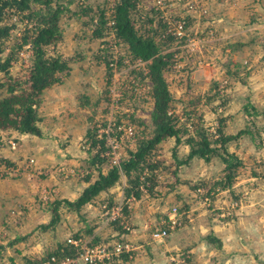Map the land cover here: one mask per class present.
I'll return each instance as SVG.
<instances>
[{
    "label": "rangeland",
    "instance_id": "rangeland-1",
    "mask_svg": "<svg viewBox=\"0 0 264 264\" xmlns=\"http://www.w3.org/2000/svg\"><path fill=\"white\" fill-rule=\"evenodd\" d=\"M84 1L93 5L102 0ZM164 1L159 6L164 15L177 13L180 19L193 18L184 32L190 33L187 43L171 48L179 51L176 63L165 73L170 91L175 97L184 94L186 99L188 93L207 91L209 82L215 80L220 98L213 103L224 101V109L220 107L216 112L210 107L208 117L214 122L217 113H221L224 131L236 133L246 126L242 110L246 101L257 110L264 108V0H190L195 5L192 9L187 7L188 0ZM152 3L156 5V0L148 6ZM71 7L77 10L75 1ZM86 18L85 15L78 19L63 18L62 39L46 48L47 55L67 58L69 69L59 73V82L42 95L38 108L42 136L11 130L0 133V157L5 162L0 164V243L5 245L0 264L35 263L48 256L57 242L66 241L83 228L84 224L67 212L61 213L54 228L49 226L51 229L42 231L37 226L50 221L47 203L57 198L73 199L86 186L90 151L95 150H88V125H94L98 134L108 131L106 146L116 147L115 150L111 147L112 152L102 165L103 171L114 165V159L121 161L126 157L127 151L134 148L135 137L140 135L143 126L149 125L152 106L149 87L133 71L142 70L144 63L129 61L126 47L114 45L109 37L91 39L90 26L83 24ZM6 21L15 24V28L10 31L5 53L23 34L26 23L16 14ZM108 44H111V54L106 57L113 55L111 61L115 62V66L110 64L111 69L98 56L101 53H97ZM30 56V47L23 46L11 62L10 70L20 73L26 69ZM255 121L260 126L256 140L240 136L229 144V151L240 160L230 187L221 189L218 185L224 166L218 157L209 162L194 158L178 169L179 178L187 182L172 190L169 186L162 187L158 197L143 195L138 200L128 199L127 215L121 209V216L117 217L121 220L118 225L126 228L120 232L114 228L117 224L112 221L116 223L117 218H111V210L118 205L123 208L124 178H121L118 185L106 192L108 195L97 197L86 209L92 234L100 239L96 244L127 242L131 251L124 255L131 257L137 246L134 243L144 240L155 245L147 253L148 258L160 257L161 264H264V119L258 115ZM124 126L133 128V136L125 135ZM7 138L15 139L16 150L8 148ZM170 146L167 142L163 148L166 163L173 162ZM187 151V147L178 146L179 157ZM31 157L33 163L28 160ZM95 177L93 173L90 181ZM170 182L171 179L166 181ZM130 206L146 218L142 237L136 231L138 224L128 218ZM172 207L177 208L180 225L169 229L161 238H153L155 230L167 225L166 216ZM205 223L210 227L216 225L222 231L221 242L210 234L216 239L208 241L212 248L199 244L195 247L191 244L190 249L165 247L167 240L180 243L184 236L190 242L202 243V238L195 242L192 238L201 236ZM176 232L181 236L177 237ZM91 237L80 235L79 240L91 244Z\"/></svg>",
    "mask_w": 264,
    "mask_h": 264
},
{
    "label": "trees",
    "instance_id": "trees-1",
    "mask_svg": "<svg viewBox=\"0 0 264 264\" xmlns=\"http://www.w3.org/2000/svg\"><path fill=\"white\" fill-rule=\"evenodd\" d=\"M74 1L78 6L77 10L71 7ZM149 1L155 0H102L93 5L85 4L84 0H0V89L3 91L0 95V133L11 130L17 134L42 136L39 125L41 117L38 113L42 95L59 82V73L69 69L67 58L59 54L47 55L46 52L48 46H55L62 39L60 22L65 17L78 19L87 16L83 24L85 27L90 26L91 39L109 37L114 45L122 44L126 47L129 61L144 63L142 70L133 71L139 73V81L149 87L152 99L149 125L143 126L140 135L135 137L134 148L127 151L119 165H110L105 171L102 170V165L109 158L106 154L109 150L106 146V134H98L94 125H88V150H95L94 153L90 151V165L84 179L87 184L73 199L57 198L47 203L50 221L37 226L42 231L54 228L61 213L67 212L84 224L83 228H79L77 233L68 238L92 236L91 245L99 243L100 239L92 234L93 227L87 221L88 204L124 178L122 212L126 216L128 199L138 200L143 195L158 197L162 187L169 186V190H172L178 184L187 182L179 178L178 169L193 158L209 162L218 157L224 165L218 185L221 189L228 188L235 181L240 164V160L229 151V144L240 136H247L252 140L258 137L260 126L255 120L258 115L264 119V108L257 110L249 101L242 106L246 126L234 134L224 131L221 113H217L215 123L208 117V108L211 107L216 112L220 107L224 109V101L213 103L220 98L215 80L209 82V89L203 93L186 92V99L184 94L179 97L172 94L165 73L176 63L179 49L171 48L187 43L190 36L187 32L176 36L173 33V23L176 19L183 20L186 28L193 18L180 19L177 13L166 16L156 3L148 6L151 3ZM13 14L26 22L25 29L5 53L10 31L15 28V24L8 23L6 19ZM25 45L31 49L30 64L20 73H13L10 70L11 62ZM109 49L111 44L98 49L97 53H101L98 56L111 69L110 64L115 66V62L111 61L113 55L112 58L106 57L110 53ZM120 58L122 59L121 56ZM167 142L171 144L173 159L169 163H166L163 155L164 144ZM179 145L188 148L182 157L177 153ZM93 173L96 177L90 181ZM169 179L171 182L166 183ZM119 221V218L116 223L112 221L117 224L114 228L124 232L125 228L118 225ZM67 239L57 242L56 248L46 257H73L78 245L67 242ZM208 239L212 241L215 238L209 235ZM8 244L12 245V242ZM4 250L5 245L0 243V257Z\"/></svg>",
    "mask_w": 264,
    "mask_h": 264
},
{
    "label": "built area",
    "instance_id": "built-area-1",
    "mask_svg": "<svg viewBox=\"0 0 264 264\" xmlns=\"http://www.w3.org/2000/svg\"><path fill=\"white\" fill-rule=\"evenodd\" d=\"M156 4L158 6H163L165 4L164 0H156ZM194 3L190 2V0L187 1V7L189 9L194 8ZM185 32L184 28V21L183 20H177L174 21L173 23V33L176 36L183 35ZM140 63V61H139ZM117 128L120 129L118 126ZM123 131L128 138L133 136V128L131 126H124ZM106 135L108 136V131H105ZM6 145L10 150H16L17 149V142L13 138H7L6 139ZM111 147L113 150H115V146L111 144ZM111 147L110 149L106 152L107 155H109L112 152ZM1 158V157H0ZM2 160V161H1ZM30 163L34 162V159L31 157L28 159ZM3 162V159H0V164ZM120 160L114 159L113 164L114 165H119ZM121 209L122 207L118 205L117 208H114L111 210V218L116 219L117 217L121 216ZM167 220H165V225L164 229L161 230H155L152 233V237L157 239L161 238L162 236L166 235L168 230H173L177 226L180 225V220L178 217V211L176 207H172V209L169 211V213L166 216ZM126 229V228H125ZM67 242L74 244L75 246L78 245V248L76 247L77 253L73 256H66L62 258H57L56 256L52 255L49 257H46L44 259H41L34 264H79V263H84V264H98L101 262H106V261H113L115 258H119L122 255L128 253L131 251V246L127 242H114V243H107V244H87V243H82L79 239H72L68 238Z\"/></svg>",
    "mask_w": 264,
    "mask_h": 264
},
{
    "label": "crops",
    "instance_id": "crops-1",
    "mask_svg": "<svg viewBox=\"0 0 264 264\" xmlns=\"http://www.w3.org/2000/svg\"><path fill=\"white\" fill-rule=\"evenodd\" d=\"M3 163L5 164L4 160H3ZM238 186H240V185H238ZM105 194L108 195L106 192L101 193V195H100L101 198H104L106 196ZM144 197H146V196H144ZM93 203H91V204H93ZM133 203L134 202H131L130 205H133ZM91 204H88L87 207H90ZM87 207H86V209H87ZM208 217H209V215H208ZM128 218L131 219L132 223H137L139 225V227L137 225L136 231L139 233L138 236L142 237L143 236V232H144L142 228H143V225H144V220H146V218L143 217L142 215L137 214L135 212V210H133V208L131 206H130V214H129ZM203 227L202 228H203V230L205 229V231H203L201 233V236H199L198 239H197V237L194 235L193 238H192V240H194V242L199 240L200 238H202V239H200L202 243H196V242L193 243V242L188 241L189 237L188 236L187 237L184 236V233H183L184 239L183 240L180 239L181 240L180 243H169L168 240H167V243L165 244V247L171 246V250L177 249V248L178 249L179 248H188V249H190L189 246H191V244H192L191 247H193V246L195 247L196 244H199L202 247H204L206 245L205 248H212L213 247L212 243L208 242V241H210L208 239V235H210L211 233L217 239H219V242H221V240H222V237H221L222 231H220L219 227L216 228L217 227L216 225L214 227H210L206 223L203 224ZM192 228H194V225L192 226ZM95 232L98 233L97 231H95ZM174 234L177 237L181 236V233H179V232H176ZM190 234H191V232H190ZM96 235L99 236V234H96ZM172 238H174V237L172 236ZM181 238H183V237H181ZM134 245H137V246L135 247L136 249L134 251L133 256L127 257L126 255H124L123 257H120L119 259H116V260H113V261H108V263H113V262L116 263V261H119L118 264H161V258L160 257L155 256L153 259H149L148 256H147L148 255L147 253L151 252L152 249L155 247V245H152L150 243H144V240H143L142 243H134ZM150 245H151V248H150ZM224 246H226V245L224 244ZM141 247H145V248L140 249ZM142 250H144V251H142ZM140 253H144V256L142 254L140 255Z\"/></svg>",
    "mask_w": 264,
    "mask_h": 264
}]
</instances>
